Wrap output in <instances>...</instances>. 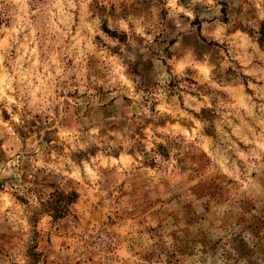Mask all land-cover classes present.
<instances>
[{"label":"rangeland","instance_id":"374dc122","mask_svg":"<svg viewBox=\"0 0 264 264\" xmlns=\"http://www.w3.org/2000/svg\"><path fill=\"white\" fill-rule=\"evenodd\" d=\"M0 264H264V0H0Z\"/></svg>","mask_w":264,"mask_h":264}]
</instances>
